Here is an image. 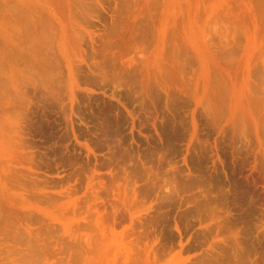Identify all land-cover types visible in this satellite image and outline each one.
I'll list each match as a JSON object with an SVG mask.
<instances>
[{"label": "rangeland", "instance_id": "obj_1", "mask_svg": "<svg viewBox=\"0 0 264 264\" xmlns=\"http://www.w3.org/2000/svg\"><path fill=\"white\" fill-rule=\"evenodd\" d=\"M0 264H264V0H0Z\"/></svg>", "mask_w": 264, "mask_h": 264}]
</instances>
